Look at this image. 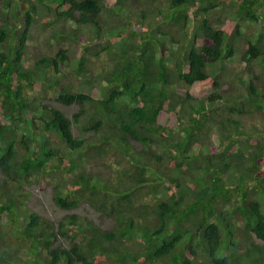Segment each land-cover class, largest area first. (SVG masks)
<instances>
[{"label": "trees", "instance_id": "1", "mask_svg": "<svg viewBox=\"0 0 264 264\" xmlns=\"http://www.w3.org/2000/svg\"><path fill=\"white\" fill-rule=\"evenodd\" d=\"M257 16L264 0H0V264H264V32L237 23ZM45 177L56 222L23 207Z\"/></svg>", "mask_w": 264, "mask_h": 264}, {"label": "rangeland", "instance_id": "2", "mask_svg": "<svg viewBox=\"0 0 264 264\" xmlns=\"http://www.w3.org/2000/svg\"><path fill=\"white\" fill-rule=\"evenodd\" d=\"M41 5H39V7L37 8V11H35L34 13V17L39 18L42 15L43 12V7H40ZM219 8L221 6H218ZM217 11V10H216ZM198 17V15H197ZM237 23L240 24V27L242 28V30L244 32L250 33L252 37H256L258 35L259 32H264V17L262 16H257V18L255 20H237ZM39 31L38 26L32 30V33L29 38L27 39V43L29 46H34L36 44V39L35 36H37ZM68 43V42H67ZM66 41L63 42V46L67 45ZM173 48V46H172ZM93 60V59H92ZM104 56L101 55L99 57H97V59L93 60L92 64H90V68L94 69V71H100L102 68L104 69L106 66H104ZM225 63H229L230 66L227 67L228 71L230 74L234 73L235 71L239 70V67L236 64V61H234V59L232 58L231 61H225ZM64 73H68L69 70H67V68H64L63 71ZM228 79H230V75H227ZM69 77V76H68ZM75 77V76H74ZM78 78L80 76H77ZM75 77V78H77ZM227 79V78H226ZM102 84V82L100 83ZM226 85H223V87H225ZM78 87H80V89H83L84 91H87L89 88L83 86L82 84H78ZM189 93L192 94L194 97L196 96H201V95H205L207 93H209L211 91V87H210V80L207 79L205 81L202 82H195L193 83L189 88ZM92 95V94H91ZM93 95L97 96L96 92H93ZM53 105L55 107H57L58 109L62 110L68 117L71 116V114L75 111H77V107L74 105L68 106V107H64L61 106L58 103H53ZM25 131L27 130V128H24ZM72 131L74 133H77L76 130L74 128H72ZM75 160L77 161V163H81L82 165H84L85 168L92 166L95 169H99L100 171H103L105 173L107 172H112L115 173L113 169H118V165L116 166V164H113L115 162V157L117 156H111L109 155L108 158H106L104 160V162L106 164H108V168H105L99 164L98 162L96 163H91V161L89 159H87L83 153H76L74 155ZM90 161V162H88ZM228 176H234L236 175L235 171H231L227 174ZM224 177V176H223ZM46 180L45 181H38V179L36 181H33L31 184H27L25 185L24 191L27 192L28 194L26 195V198L24 199V208H26L29 211H33L35 213H37L39 216L41 217H45L48 218L49 220H51L52 222H56V220L58 218H60L64 213H69L68 211H63L57 207H55L51 200H50V190H49V184L48 182V178L45 177ZM156 191H157V195L159 196H165L167 195V190L165 188V184L162 182H157L156 185ZM151 195L148 194V197L150 198ZM256 199L261 203L264 200V197H262L261 195H256L255 196ZM23 210V209H21ZM263 212L264 209L262 208ZM77 213H81L87 216V218H89L91 220V222L98 227V229L101 230H105L108 229L110 226H112L113 221L111 217H105L102 215H99L97 212L93 211L91 208L84 206V208H79L77 210H75ZM13 213L16 214L15 221L18 224V226H20L21 224L23 225V222L25 221L24 218L22 216H20V212L17 208H13ZM5 220L2 221L0 224L1 227L5 228ZM20 256H22V258L27 259L26 254L19 252Z\"/></svg>", "mask_w": 264, "mask_h": 264}]
</instances>
